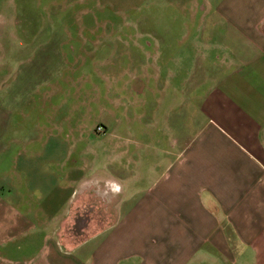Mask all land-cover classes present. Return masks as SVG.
Instances as JSON below:
<instances>
[{"label":"rangeland","instance_id":"1","mask_svg":"<svg viewBox=\"0 0 264 264\" xmlns=\"http://www.w3.org/2000/svg\"><path fill=\"white\" fill-rule=\"evenodd\" d=\"M210 5L205 0H0V139L9 145L0 148V201L9 205L8 210L0 208V264L38 263L43 249L58 237L56 232L77 243L101 230L108 213L112 221L118 216L116 210L106 212L96 205L88 206L63 211L67 223L58 227V221L48 220L50 211L42 210L38 202L10 210L13 195H7L5 175L13 174L14 159L26 150L11 142L42 135L110 139L127 151L123 154L130 178L127 187L125 183L122 186L124 192L148 187L167 162V138L172 133L180 137L186 131L188 123L198 116L199 97L210 88L206 84L200 90L192 83L200 71H216L201 66L219 54L206 50L203 38L212 37L216 46L236 39L229 16L218 15L216 4L211 9ZM231 5L220 4V11ZM207 10L210 12L204 18ZM238 10L246 11V5L238 4ZM256 21L247 18L242 23L248 26ZM208 23L215 36L201 34ZM237 40L243 39L238 36ZM138 77L143 78V84ZM108 85L113 93H108ZM119 88H123L122 98ZM189 93L196 99L191 100L188 111ZM183 104L184 115L172 117ZM54 118L73 123L66 128L80 122L93 128L64 133L39 130L51 127ZM172 124H178L173 131ZM107 157L100 154L85 175L88 186L100 190L102 197H114L121 193L118 182L108 180L107 169L101 167L113 173L115 162L120 160L115 155ZM99 171L104 176L97 179ZM138 174L143 176L135 184ZM33 179H25L24 186L39 183L44 187V179ZM12 213L19 226V221L23 223L15 233L12 229L19 226L12 227ZM22 213L29 214L28 223L20 220Z\"/></svg>","mask_w":264,"mask_h":264},{"label":"crops","instance_id":"2","mask_svg":"<svg viewBox=\"0 0 264 264\" xmlns=\"http://www.w3.org/2000/svg\"><path fill=\"white\" fill-rule=\"evenodd\" d=\"M205 1L211 4L210 9L216 4L218 15L229 16L236 39L216 46L212 37H202L205 49L219 54L201 66L216 71L204 69L192 83L200 90L206 84L210 88L199 97L198 116L186 129L181 117V130L186 131L180 137L172 133L167 138V162L159 165L162 170L148 187L124 192L122 186L125 183L126 188L130 178L125 172L128 163L123 153L127 151L110 139L42 135L11 142L26 150L14 159L12 175L16 176L5 175L7 195H13L10 210L38 202L42 210L50 211L47 218L58 221V227L66 225V212L88 206L118 213L117 221L109 220L108 213L101 230L77 243L66 241L56 232L58 237L43 249L38 263L28 264H264V0ZM227 2L233 5L220 11V4ZM238 4H245L247 10L239 11ZM247 18L257 21L244 26L242 20ZM209 27L210 23L201 34L215 36V30ZM238 36L243 40H237ZM138 78L143 84V78ZM187 81L190 90V78ZM107 91L113 93L110 87ZM118 92L122 98L123 88ZM195 99L190 93L186 96L188 111ZM180 113L184 115V104L171 116ZM53 120L51 127L39 130L64 133L93 128L86 122L66 128L73 123ZM175 125H171L172 131ZM9 129L13 131V126ZM2 146L9 145L0 139ZM100 154L107 158L115 155L120 160L115 162L113 173L101 167L107 169L108 180L118 182L121 193L114 197H102L100 190L88 186L85 173L93 161L98 162ZM101 176L99 171L95 177ZM142 176H135V184ZM29 178L44 179V187L39 183L24 186ZM0 205L8 210L7 201H0ZM27 214L18 216L28 223ZM17 219L12 213V227L19 226ZM19 224L12 229L14 233L23 228L21 221Z\"/></svg>","mask_w":264,"mask_h":264},{"label":"built area","instance_id":"3","mask_svg":"<svg viewBox=\"0 0 264 264\" xmlns=\"http://www.w3.org/2000/svg\"><path fill=\"white\" fill-rule=\"evenodd\" d=\"M99 131H104L103 127H99Z\"/></svg>","mask_w":264,"mask_h":264}]
</instances>
